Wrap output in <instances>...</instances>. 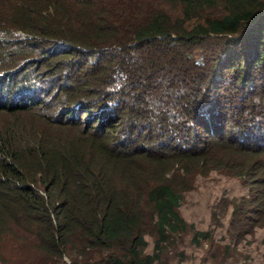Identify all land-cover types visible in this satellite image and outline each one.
<instances>
[{"label":"trees","instance_id":"16d2710c","mask_svg":"<svg viewBox=\"0 0 264 264\" xmlns=\"http://www.w3.org/2000/svg\"><path fill=\"white\" fill-rule=\"evenodd\" d=\"M8 9L0 7V110L8 113L0 120V264L8 253L18 264H155L184 233L207 242L220 264L232 242L264 234V0H9ZM15 29L64 48L61 59L75 51L72 76L84 80L70 95L75 107L106 118L117 107L104 104H122L134 138L118 142L103 120L80 129L71 116L53 121L28 109L39 85L9 67L23 53ZM244 89L255 99H243L248 109L237 117L230 100L240 104ZM142 130L147 145L164 150L130 146ZM168 161H176L171 172ZM211 170L242 186L225 199L222 245L218 231L178 210L181 179ZM261 256L264 264V245Z\"/></svg>","mask_w":264,"mask_h":264},{"label":"rangeland","instance_id":"374dc122","mask_svg":"<svg viewBox=\"0 0 264 264\" xmlns=\"http://www.w3.org/2000/svg\"><path fill=\"white\" fill-rule=\"evenodd\" d=\"M9 0H0V7L3 15L7 13ZM23 31L19 29H15L13 31L14 35H17L18 40L23 45V53L16 56L15 62L11 63V68H21V72L18 75L31 76L32 82L39 85V91H33V88L28 92V97H38L37 103L36 101H31L30 98L26 100L29 103V108L31 110H35L40 115H45L49 117L53 121H61L65 120L67 116H71L69 120L71 124H73L74 128L84 129L88 127V130H93L100 123V120H103L102 126L103 131H108L113 139H121L130 137L134 138V134L129 135L128 130L129 127L126 119L128 117V108L124 107L120 103L112 104H104V106H113L117 107V110L110 111L105 115H101L98 113L95 116H90L85 107H75L77 98L71 99V93H75V90L79 87L82 81L75 78L73 75L74 65L70 68L69 62L70 57L76 59L77 53L75 51L70 52L68 55L70 57L68 59H61L62 55H60V50H64V48L56 47L58 46L56 43L44 44L40 41V39H34L32 37H23ZM83 59H81L82 61ZM69 61V62H68ZM78 62V61H77ZM105 64L104 66H106ZM95 68H98V65L94 64ZM73 68V69H72ZM104 69V68H103ZM1 70V69H0ZM97 72H92L88 74V77H95ZM87 79V77H86ZM80 82V84H77ZM10 82L5 81L4 84H8ZM84 83V82H83ZM3 84V85H4ZM258 89L259 93H264V78L261 80L258 79ZM88 90L91 91L93 86L92 83H86ZM237 91V90H236ZM125 90H122L124 94ZM239 92V91H237ZM242 99H240V104H234L237 102V97L230 100V110L234 116L239 117V115H244L247 111L248 107H244L245 105H241V101H245V104L248 103L249 99L253 98L251 94L249 97H244L246 95L245 89L241 92ZM85 93L80 92L81 97H89V95H84ZM234 94V91L232 92ZM30 95V96H29ZM93 95V94H92ZM258 96V95H257ZM256 96V97H257ZM234 102V103H232ZM74 108L75 112L72 115V112L69 111L68 108ZM100 107V104L95 103L91 105V108L94 111H97ZM106 110V109H105ZM140 110V108H139ZM245 111V112H244ZM257 112V111H256ZM255 112V113H256ZM8 113L0 110V120L4 119ZM113 123V126L110 124ZM109 125V126H108ZM135 133V129L133 131ZM144 130L139 133V136L134 140L130 141V146L133 145L135 147H151L155 150L163 151L164 148H159L158 146H154V144L148 142L147 138H144ZM146 137H148L146 135ZM146 140L148 142H146ZM145 145V146H142ZM153 145V147H152ZM168 149V147H166ZM166 167H168V172L172 171V165L176 164L172 162H165ZM179 176H176L178 179ZM182 185L185 186L182 193V201L180 206L178 207L179 212L187 219L192 220L198 227H210L218 231L215 236V241L222 245L225 243L226 239H221V226H225L226 220V197L231 195H238L242 190V186L239 182H235L234 180L224 177L221 174H218L214 171H209L206 174H200L196 172H192L189 176L181 179ZM180 185L178 182H176ZM214 213V215L212 214ZM263 232L261 230H257L252 235H246L245 238H241L238 242H232L227 249V255L220 264H260L262 261V248H263ZM147 243L144 246V251H151L152 240L154 238L153 235H147ZM226 235L224 236V238ZM224 247H222L223 249ZM209 244L207 242H201L200 244L190 243L188 241V234L184 233L179 235L177 238L173 239V243L171 242L166 251H164L160 260L156 261L155 264H214L211 260V254L208 251ZM4 259H7L6 264H18L19 260L14 253H8L4 256ZM213 259V258H212Z\"/></svg>","mask_w":264,"mask_h":264}]
</instances>
